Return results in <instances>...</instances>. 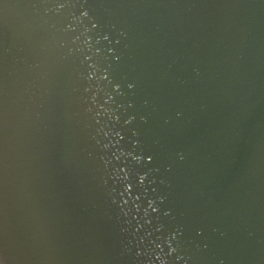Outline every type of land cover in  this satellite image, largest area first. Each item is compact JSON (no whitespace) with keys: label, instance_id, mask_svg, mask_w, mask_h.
<instances>
[{"label":"water","instance_id":"obj_1","mask_svg":"<svg viewBox=\"0 0 264 264\" xmlns=\"http://www.w3.org/2000/svg\"><path fill=\"white\" fill-rule=\"evenodd\" d=\"M4 264H264V0H5Z\"/></svg>","mask_w":264,"mask_h":264},{"label":"snow or ice","instance_id":"obj_2","mask_svg":"<svg viewBox=\"0 0 264 264\" xmlns=\"http://www.w3.org/2000/svg\"><path fill=\"white\" fill-rule=\"evenodd\" d=\"M7 4L8 3H6L5 0H0V10H2L3 13H4V10H5L6 6H7ZM0 264H4L3 255L2 254H0Z\"/></svg>","mask_w":264,"mask_h":264}]
</instances>
